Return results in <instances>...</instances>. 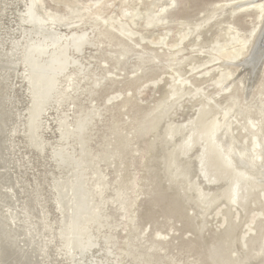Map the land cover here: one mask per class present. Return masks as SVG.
<instances>
[{"label": "rangeland", "instance_id": "rangeland-1", "mask_svg": "<svg viewBox=\"0 0 264 264\" xmlns=\"http://www.w3.org/2000/svg\"><path fill=\"white\" fill-rule=\"evenodd\" d=\"M27 1L3 0L0 4L3 10L0 30L11 28L19 43L24 41L23 35H29L28 32L22 34V29L32 28L24 24L18 31L16 26L17 10L22 11ZM245 1L34 0V11L45 20L48 30H55L61 36L85 33L90 38L78 53L71 46L67 48V56L78 63L70 62L65 73L58 77L56 92L40 115L36 130L42 138L40 148L27 147L28 133L24 131V109L29 108L31 100L23 80L25 66L17 63L10 76L12 98L9 104L15 110L11 123L14 158L29 189L38 191L41 217L53 227L44 264H78L81 260L71 252L72 258L65 260L68 253L55 229L62 216L55 203L54 186L73 171L69 173L72 169L61 166L54 153L63 148L78 162L77 134L70 133L63 140L59 123L64 120L71 130L78 119L94 111V119L85 134L90 153L83 161L90 164L88 168L84 166L83 180L95 201L103 199L104 202L100 211L102 226H90L96 246L91 258L86 257L87 262L98 264L103 260V248L107 247L111 256L103 264H264V255L257 258L254 253L259 240L253 243L250 240L259 235L264 237L263 185L252 189L245 200L235 191V203L218 198L207 206L202 217L194 201L199 198L193 187L206 199L219 196L225 189H234V185L230 178L204 177L197 159L204 149L201 142L193 146L187 143L192 150L186 154L178 148L185 135L187 141L193 133L188 127L197 118L201 107L198 100L209 96L221 104L217 108L213 101L207 103L219 114L233 101L237 103L239 112H231L225 123L239 142L237 146L244 149V161L251 160V166L253 163L259 168L258 163L264 160L254 159L253 151L264 154V62L253 85L246 90L245 74H241L240 68L241 61L252 49L250 46L260 30L264 12L248 8L236 9L240 12L236 13L233 7ZM231 35L241 41L238 39L235 43L230 40ZM0 36L6 35L0 32ZM8 45L9 42L5 49ZM166 45L172 46L167 48ZM233 46H238L241 53L230 61L224 59L221 54L232 51ZM177 51L181 52L171 56ZM182 79L188 80L179 87L184 95L171 97V92L176 90L171 87L178 86ZM229 95L232 98H228ZM163 100L170 108L168 112L154 128L136 133L125 150L123 161L137 183L134 194L132 189L127 188V192L123 189L129 197L136 196L130 214H125L118 202H112L119 189V173L113 164L100 161L99 156L105 153V139L113 143L119 141L114 133L133 132ZM168 127L173 132L179 131L167 134ZM251 132L256 133L258 148L254 146ZM170 151L174 152L175 164L182 170V173L176 172L179 176L176 179L168 175L172 168H165L169 163L163 154ZM118 166L122 170L121 165ZM95 172L104 175L106 188L102 196L97 193L100 176ZM184 173H188L185 179ZM197 220L201 221L199 230L195 228Z\"/></svg>", "mask_w": 264, "mask_h": 264}, {"label": "bare ground", "instance_id": "bare-ground-1", "mask_svg": "<svg viewBox=\"0 0 264 264\" xmlns=\"http://www.w3.org/2000/svg\"><path fill=\"white\" fill-rule=\"evenodd\" d=\"M2 2L3 0H0V4H2ZM34 3V0H28L24 4L22 11L17 10V30L20 31L21 26L24 24H29L32 27L31 30L22 29V34L26 32L29 33L28 36L23 35L22 39H24V41H21L22 43H19L18 40L14 38L13 34L10 32L11 28H3V30H0L2 34L6 35L3 37L0 36V264H44L43 262L47 258L46 251L50 242L49 234L53 228L50 223L41 217V206H39L38 203V191L35 188L32 190L31 188L29 189V186L25 183L20 174L18 161L14 158L11 144V123L15 116V110L9 104V100L12 98L10 76L14 74L17 63L21 62L25 66V76L23 80L25 79L26 81L25 91H28L31 100L29 108L24 109L26 113L24 116V131L28 133L27 147L36 146L40 148L42 145V138L40 135L38 136V132L36 131L39 128L38 121L40 115L45 111L49 99H51L56 92L58 77L65 73L70 62L78 63V61L74 59L70 60L67 56V48L71 46L76 53H78L79 49H82V47L90 41V38L85 33L74 32L70 36H61L55 30H48L45 26V20L35 13L33 8ZM248 8H255L260 12H264V0H247L245 3H239L237 6L235 5L233 10H247ZM1 11L3 10H0V14ZM237 12L236 10V13ZM262 19V25L261 27L259 26L260 30L250 46L252 49L249 51L248 56L241 61L240 65L241 74H245L243 81L247 87L245 90L253 85L254 79L258 75L264 62V16ZM35 35L42 37V39L37 38ZM230 38V40H234L235 43H238L240 40L239 38V40L235 39L232 35ZM63 40H65V43L62 42ZM7 42H9V45L8 48L5 49V44ZM227 43H229L228 40ZM171 46L172 45H166L167 48ZM241 46L244 48L243 45ZM225 47H227V45ZM237 49L238 46H233L232 51L225 52L221 55L224 59L230 61L231 58H234L235 54L240 52ZM180 52L181 51L172 53L171 56H175ZM192 71L194 70H191V72ZM221 76L223 78V75ZM187 82L188 80L182 79L179 81L178 86H172L171 89L176 90L173 94L171 92V97L176 96L179 98L184 95L179 87ZM97 85L98 81L96 80L94 81V86L96 87ZM223 91H225V89H223ZM228 98H232V95H229ZM198 101L201 107L197 112V118L195 122L191 123V127H188L189 132L193 131V133L187 141V135H185L183 142L178 145L179 151L186 154L192 150L190 146L187 147V143H192L193 146L201 142L204 149L202 148L203 150L200 152V155L197 156L198 162H200L202 168L201 173L204 177H213L215 180L223 177L230 178L235 189L228 188L221 192L219 196L213 195L203 199V195L199 194V190L193 187L192 190L195 189L199 198V200H194V198L193 200L196 204L198 203L197 206L201 209L200 215L203 217L207 206L211 205L220 197H224L229 203H235L234 198L237 192L238 197L245 200L250 192H252V189L256 190L260 188L259 185H263L262 191H264V160L259 163L257 162L260 165L259 168L253 166V163L251 166V160L244 161L246 153L242 147L237 146L239 142L237 143L234 136L230 133V127L225 123L231 112H239V110L237 111L236 109L237 103L235 101H233L229 108H223L220 114L217 110L213 109V106L207 104L209 101H213L215 107H221V104L214 101L211 97L204 96L202 100ZM164 102L163 100L155 110L150 111L142 119L140 125L133 128V132H129L128 135L124 133L121 134L120 132L114 133L115 138H118L119 141H114L112 143L105 139V153L99 156L100 161L113 164L115 171L119 173V177L117 176L119 189L112 198V202H118L120 209L125 214H130L136 196L129 197L127 193L123 192V189H125L126 192L128 191L127 188L132 189V193L134 194L137 186L136 179L133 176L134 174L131 175L128 173V164L126 165V162L123 161L124 155L126 154L125 150L128 148L129 142L133 140L136 133H145L147 130L154 128L159 120L162 119V116L168 112L170 108L168 109ZM123 103L124 102H122L121 105H123ZM207 106L208 108H206ZM92 113L88 112L82 118L78 119L71 130L68 128V125H65L64 120H61L59 123L60 128L63 129V140H66L70 133L77 134L79 146L78 162L63 148H59V150L54 153L55 159L61 166L72 169L69 170V173L73 171L68 177L66 176L60 179L54 186L56 192L55 203L62 216L55 229L59 231L63 249L68 253V255L64 257L65 260H70L72 258L69 252L75 253L81 257L78 264H95L93 261L87 262L86 260L87 256L91 258V252L96 246V237L90 234V226H102L100 211L104 200L95 201L91 191L86 186V182L83 180L84 166L88 168L90 164L88 162L85 163L83 159L90 153L87 149L85 134L89 125H91L90 123L94 119ZM219 119L221 121H219ZM251 126L254 128L253 124H251ZM178 131L179 130L173 132L170 127L167 128V134L171 132L174 134ZM180 131H183V129H180ZM63 134L65 137H63ZM250 134L255 140V148H258L259 141L255 136L256 133L251 132ZM253 151L255 152L254 159L258 160L264 158V154H261L256 149ZM163 157L164 160L169 163V165L166 164L165 168H172H170L171 173H168V175L176 179L178 176L176 172L182 173V170L180 171L175 164L174 158L176 156L174 152L170 151L167 154H163ZM118 165H121L122 170L119 169L120 166ZM95 173L100 176L98 177L95 174L99 179L97 193L99 196H102L106 188L104 175L99 172ZM183 175L185 179L188 173H184ZM30 185L32 186V184ZM235 191L236 193H234ZM129 220L131 219L129 218ZM200 227L201 221H198L195 228L199 230ZM250 240H252L251 243H253L254 240H259L258 249L254 253L257 258H261V256L264 255V237L259 235ZM105 241L108 243L106 239ZM103 249V254L101 253L103 260L100 259L97 262L98 264H103L106 262L107 257L111 256L109 248L104 247ZM90 258L88 257V259ZM48 264H53V262Z\"/></svg>", "mask_w": 264, "mask_h": 264}]
</instances>
